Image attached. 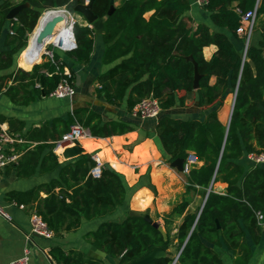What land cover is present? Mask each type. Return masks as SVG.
I'll list each match as a JSON object with an SVG mask.
<instances>
[{
  "label": "trees",
  "instance_id": "16d2710c",
  "mask_svg": "<svg viewBox=\"0 0 264 264\" xmlns=\"http://www.w3.org/2000/svg\"><path fill=\"white\" fill-rule=\"evenodd\" d=\"M22 2L26 0H0V35L8 27L6 49L0 51V69L10 67L14 55L23 47L29 49V34L34 31L40 16L36 7L46 10L64 7L74 11L77 4V0H28L29 6L17 14L18 20H9L8 12ZM256 2L208 0L203 6L210 13L213 24L243 39L241 51L225 32L212 31L206 23H199L194 28V19L185 14L190 9V0H120L107 17L101 34L105 44L102 61L105 64L120 61L96 76L101 85L99 93L108 102L120 104L129 90V111H133L142 98L155 97L161 107L155 133L168 161L185 158L193 151L203 162L185 175L187 189L198 192L204 199L212 183H227L224 193L211 187L199 216L198 211H186L187 200L177 204L166 220L169 222L173 216L183 215L175 235L165 225L167 236L164 237L142 216L130 215L129 211L123 219L104 221L96 230L89 231L86 240L118 258L119 264L138 261L154 250H162L165 255L147 264H223L219 253L207 244L220 246L221 240L236 255L234 264H247L251 248L246 242V234L256 236L259 230L257 212L264 213V164L249 160L251 166L247 168L238 159L250 152H264V112L259 109L264 103V29L257 44L251 39L244 56V36L238 33L241 14L236 7L245 11L253 8ZM259 2L257 17L264 13V0ZM110 6L111 0H94L92 10L102 17L107 15ZM152 10L153 13L146 17L145 14ZM74 33L77 47L69 53L78 63L87 64L92 58L96 34L92 27L82 22H76ZM210 44H215L218 49L206 59L203 48ZM189 55L193 56L201 74L197 89L194 88V64L187 59ZM33 62L34 57L26 56L21 65L27 68ZM62 71L63 66L58 71L50 60L35 64L30 71L19 68L15 74L0 75V91L6 88L5 93L17 101L20 88L35 85L43 75L42 88L29 92L24 100L30 102L43 92L50 95L63 77ZM71 72L75 85L72 68ZM212 76H216L213 84L210 82ZM9 80H13L11 85H8ZM230 91L235 100L227 126L219 120L217 106L223 104ZM195 94L198 104L207 110L203 119H182L165 113L174 106L186 105V100ZM229 111L230 107H227L223 121L227 122ZM75 121L88 128L94 137H110L134 129L126 122L102 123L99 114L86 106L75 108L67 119L57 118V125L50 132L44 127L35 129L32 135L28 133V137L43 142L22 156L18 174L29 175L32 169L25 168L37 162L42 151L48 148L41 166L59 168V176L47 185L28 191H11L8 197L19 204L37 201V211L57 235L79 227L82 218L113 213L126 198L121 176L109 165L102 164L100 177L92 175L97 161L90 153L58 162L54 142ZM61 124L64 127L60 130ZM48 137L53 141L47 142ZM58 186L60 190L55 192ZM42 189L48 193L45 198L40 197ZM49 253L58 264H105L83 250H65L60 245L51 246Z\"/></svg>",
  "mask_w": 264,
  "mask_h": 264
},
{
  "label": "crops",
  "instance_id": "0c3cea01",
  "mask_svg": "<svg viewBox=\"0 0 264 264\" xmlns=\"http://www.w3.org/2000/svg\"><path fill=\"white\" fill-rule=\"evenodd\" d=\"M119 2L120 0H115L114 4L117 5ZM190 4V9L185 14L194 19V28L199 23H206L212 31L225 32L229 35L236 49L241 51L243 47V39L241 37H235L225 28L213 24L210 20V13L203 6L195 4L194 0H190ZM152 13L153 10L147 12L145 16L149 17ZM77 18L79 22L89 26L83 16L77 15ZM263 29L264 13L257 17V34L252 41L253 44H257ZM7 32L8 27L6 26L0 35V51L6 49L5 39ZM38 41L36 40V43H34L29 38V49L24 48L20 57V52H17L13 57L12 65L6 69H0V75L15 74L19 68L30 71L35 64L49 61L44 55L39 57L36 54L32 55L29 53V50H32V45L37 44ZM217 49L218 47L215 44L205 46L203 48L204 57L210 59L217 52ZM104 50L105 44L101 34L95 35V48L92 58L87 64L78 63L71 57L69 52L56 50V57L70 71L72 68L75 73L76 94L71 98H57L52 96L51 93L50 95H45L43 92L41 96H35L32 101L24 102L25 98H28L29 92L33 93L36 88H42L40 82H43V80L41 81V76L43 75L40 76V82H36L35 85L31 84L26 86L25 89L20 88L16 97L17 101H14L10 95L5 93L6 88L0 91V124L7 128L10 133L20 138V140L7 148V152L15 155L16 159L0 171V202L12 215V222L0 217V264H10L12 260L20 257L26 245H30L32 249L30 264H50L45 253H49L53 245H60L65 250L80 249L89 254L94 245H91L86 240V234L89 231L96 230L104 221L123 219L130 209L149 210L152 218L162 225L165 232V225L171 229L172 235L176 234L183 215L173 216V218L169 219V222L166 220L177 204L187 200L186 211H198V216L202 211L201 208H203L202 205L206 196L203 199L198 192L187 189L186 174L171 166V162L168 161L160 146L155 133L158 117L142 118L135 115L133 111H129L127 108L129 90L120 104L108 102L106 97L99 93L101 85L96 76L120 61L118 59L112 63L105 64L102 61ZM26 56L34 57L35 60L27 68L21 65L23 58ZM42 71L48 73L46 69ZM215 81L216 76H212L210 82L213 84ZM12 83L13 80L8 81V85ZM86 106L99 114L102 123L106 121L126 122V124L134 128L123 134H115L110 137H94L91 135L77 143L85 149L82 154L90 153L94 159L99 158L102 163L109 165L119 173L126 188L125 201L113 213L92 219L82 218L79 227L70 231H62L59 235L54 233L52 238L31 235L30 214L32 210L37 211V201L20 203L26 206L21 208L19 203L9 199L8 193L11 191L24 192L36 186L47 185L52 179L59 176L60 169H48V166L42 168L41 160L49 152V149L45 148L37 162L25 168L32 169L29 175L18 174V163L22 156L28 150H33L38 143L43 142L38 138L28 137V133L30 132V135H32L35 129H43L44 127H47V131L50 132L55 127L54 125H57L55 123L57 118L67 119L75 108ZM225 111L223 104L217 106V115L222 123H224L222 116ZM165 113L182 119H203L207 114V110L198 104V95L195 94L186 100V105L174 106L166 110ZM63 127L64 125L61 124L58 129L61 130ZM58 133L56 131V134ZM46 141L51 142L53 139L48 137ZM73 145L75 144L67 145L66 147ZM63 151L60 153L54 151L57 154L59 163L73 160L77 157L64 158ZM247 155L242 156L238 161L248 168L251 166V162ZM202 163L199 160L197 165ZM210 186H214L217 192L224 193L227 183L217 181ZM59 190V186L55 188V192H59ZM47 194L45 189L40 191V197L42 198H45ZM235 214L236 212H234ZM258 226L259 230L255 237L249 233L246 234V242L251 248V256L247 264H264V225L258 224ZM28 235H31V241L28 240ZM221 242L222 245L220 246L212 243L207 244L219 253L223 264H234L236 255L227 248L223 240Z\"/></svg>",
  "mask_w": 264,
  "mask_h": 264
},
{
  "label": "built area",
  "instance_id": "2783aa9c",
  "mask_svg": "<svg viewBox=\"0 0 264 264\" xmlns=\"http://www.w3.org/2000/svg\"><path fill=\"white\" fill-rule=\"evenodd\" d=\"M89 0H85L88 2ZM208 0H194V3L199 6H204ZM259 7V2H257L253 8L243 11L240 7H236V11L241 14V26L238 28V33L244 36L245 46H244V56H246L247 49L250 45L256 20L257 11ZM66 12V22L64 23V30L67 31L68 36H61L60 42H49L43 48L41 55L46 56L50 61H52L56 69L59 71L63 66V77L58 82L51 95L57 98H67L73 97L76 94V86L73 84L72 72L64 66L63 62L56 57V50H62L65 52H70L77 47V41L74 33V26L76 22H79L77 15L73 14L68 10ZM69 14V15H68ZM17 21V17L13 18ZM91 27V24L88 23ZM61 30L58 34H61ZM161 107L159 101L152 95L142 98L133 108V113L139 117H154L157 118L160 115ZM91 136L88 128L83 126L80 122L75 121L70 124L68 130L62 134V136L57 139L54 143V151L60 153L65 149L67 145L77 144L81 139ZM20 140L17 136L13 135L0 124V171L3 170L10 162L16 159L15 155H11L7 152L8 146L12 145L16 141ZM248 159L254 164H264V152H250L247 155ZM97 164L92 168L91 173L94 177H100L102 172V162L99 158H95ZM199 159L195 152L189 151L185 157L184 166L182 173L188 174L192 167L197 165ZM21 208H25V204H19ZM0 217L5 220L12 222V215L6 209V207L0 202ZM257 222L259 225H264V213L257 212ZM30 234L41 236L44 238H52L54 236V231L48 226L47 222L44 220L42 215L36 210H32L30 214ZM31 235H28V240L31 241ZM46 257L48 258L50 264H58L51 256L50 253L46 252ZM32 255V249L30 245H26L23 250V254L12 260L10 264H30V259Z\"/></svg>",
  "mask_w": 264,
  "mask_h": 264
},
{
  "label": "water",
  "instance_id": "95a60500",
  "mask_svg": "<svg viewBox=\"0 0 264 264\" xmlns=\"http://www.w3.org/2000/svg\"><path fill=\"white\" fill-rule=\"evenodd\" d=\"M114 1L115 0H111V6H110V8H109V10L107 12V15L102 16V17H99L98 15L94 14V12L92 10V5H93L94 0H89L88 2H83L82 0H77V4L74 7V11L78 12L81 16H83L86 19V21L88 23L91 24V27H92V29L94 30V32L96 34H102L104 32V23H105L107 17L109 15H111L113 13V11L115 10ZM27 6H29L28 0H26V2H22V3L17 4L16 6L12 7L11 10L8 12L7 18L9 20L13 19L14 17L17 16V14L23 8H25ZM35 9L40 13V16L38 18L37 24L40 23L41 16L45 12H47L49 10H52V9L46 10L43 7H36ZM60 19H61V17L56 15V16H53L50 20H48L46 22L45 30L48 32L49 36L57 33V32H55L54 27H55V24L57 23V21H59ZM187 59L191 60L193 62V64H194V70H195L194 88L197 89L199 87V79L201 77V74L198 71L197 63L194 60L193 56L189 55V56H187ZM42 80H43V76H41V81ZM236 91H237V89H236ZM236 91H235V95H236ZM234 100H235V96H234ZM234 100H233V104H232V108H231V113H230L229 119H228L227 123H225L227 126H229V124H230L231 115H232L233 108H234ZM259 109L264 112V103H261L259 105ZM83 152H85V149L80 144H75V145H73L71 147H66L65 150L63 151V156H64V158L69 159V158H73L75 156H78V155L82 154ZM184 161H185V158H183V157L176 158V159H174L171 162V166L176 168L178 171L182 172L183 166H184ZM210 188H211V186H210ZM210 188L208 190V193L211 190ZM208 193L206 195V198L208 196ZM206 198L204 200V203L206 201ZM204 203H203V205H204ZM203 205H202V207H203ZM201 210H202V208H201ZM129 214L130 215H134V216H142L148 223H150L153 226H155L156 228H158L162 232L164 237L167 236V234H166L164 228L162 227V225L158 221H155L152 218V216L150 215L149 210L130 209ZM217 226L220 227L218 220H217ZM89 254L91 256H94L96 258H99V259L103 260V262L105 264H119V259L118 258L112 257L111 255L107 254L105 251L97 248L96 246L92 247V250L89 252ZM163 255H165L164 251H162V250H154V251L150 252L148 255H146L145 257L141 258L140 260L132 262L130 264H147V263L151 262L152 260H154L155 258L163 256Z\"/></svg>",
  "mask_w": 264,
  "mask_h": 264
},
{
  "label": "bare ground",
  "instance_id": "6f19581e",
  "mask_svg": "<svg viewBox=\"0 0 264 264\" xmlns=\"http://www.w3.org/2000/svg\"><path fill=\"white\" fill-rule=\"evenodd\" d=\"M64 8H57V9H52L49 10L47 12H45L40 19V23H38V25H36L37 27H35V31L34 34H37L38 37V42L37 44H33L32 45V50H29V53L32 55H37L40 57V52L43 50L44 48V44L55 41V42H60L61 40V36H68V33L66 30H64V23L66 22V12L64 11ZM60 16L61 19L59 21H57V23L55 24V34L49 36L48 32L45 30V24L48 20H50L53 16ZM62 31L61 34H58V31ZM40 37H42L40 39Z\"/></svg>",
  "mask_w": 264,
  "mask_h": 264
},
{
  "label": "rangeland",
  "instance_id": "374dc122",
  "mask_svg": "<svg viewBox=\"0 0 264 264\" xmlns=\"http://www.w3.org/2000/svg\"><path fill=\"white\" fill-rule=\"evenodd\" d=\"M64 8V7H63ZM65 10H68L67 8H64ZM70 11V10H68ZM72 13H74L75 15H80V14H77L76 12L74 11H70ZM69 15V14H68ZM38 25V24H37ZM256 26H257V20H256V25H255V30H254V33H253V38L254 39L256 37V34H257V30H256ZM37 27V26H36ZM36 29V28H35ZM34 29V31H35ZM34 31L32 33L29 34V38H30V41L36 43V40H38V35L37 34H34ZM42 37H40L41 39ZM28 43H29V39H28ZM46 44H48L46 42ZM45 44V45H46ZM28 45V44H27ZM44 45V47H45ZM24 48H27V46L23 47L19 52V57H20V54L22 53V50ZM233 100H234V93L232 91L228 92L225 97H224V100H223V105H224V108L226 109L227 107H230V111L228 112V119H229V116H230V113H231V108H232V104H233ZM228 121V120H227ZM224 123H227L226 121H223Z\"/></svg>",
  "mask_w": 264,
  "mask_h": 264
}]
</instances>
